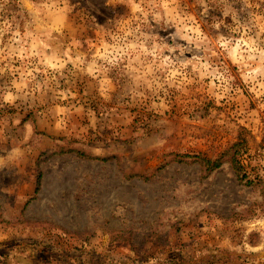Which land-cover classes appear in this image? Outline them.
Returning <instances> with one entry per match:
<instances>
[{"label": "rangeland", "instance_id": "rangeland-1", "mask_svg": "<svg viewBox=\"0 0 264 264\" xmlns=\"http://www.w3.org/2000/svg\"><path fill=\"white\" fill-rule=\"evenodd\" d=\"M0 264H264V0H0Z\"/></svg>", "mask_w": 264, "mask_h": 264}, {"label": "trees", "instance_id": "trees-1", "mask_svg": "<svg viewBox=\"0 0 264 264\" xmlns=\"http://www.w3.org/2000/svg\"><path fill=\"white\" fill-rule=\"evenodd\" d=\"M236 155H234L233 157H232V162H233V164H236V157H235ZM209 164H210V162H206V165L207 166H209ZM219 167V163H217V162H214V163H212V168L213 169H216V168H218ZM235 170H237V167L235 166Z\"/></svg>", "mask_w": 264, "mask_h": 264}]
</instances>
